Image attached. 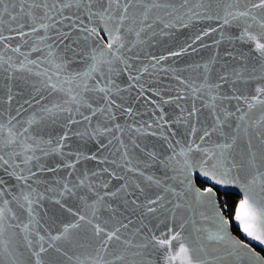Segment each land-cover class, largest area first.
I'll return each instance as SVG.
<instances>
[{
  "label": "snow or ice",
  "instance_id": "obj_1",
  "mask_svg": "<svg viewBox=\"0 0 264 264\" xmlns=\"http://www.w3.org/2000/svg\"><path fill=\"white\" fill-rule=\"evenodd\" d=\"M156 13L183 26L217 21L218 27L209 25L187 48L153 56L148 64L137 66L139 58L125 53L142 41L129 42L125 34L135 32L139 38L151 27L148 21ZM156 19L162 17L157 15ZM5 23L10 24V35L0 31V45L20 53V47L10 41L35 34L32 51L46 48L45 59L54 71L35 73L41 77L39 86L33 84L29 98L19 104L15 115L7 123L0 122V171L7 177L0 178V264H21L23 253L16 251L20 246L17 238H22L27 249L26 264H147L145 250L149 247L167 250L174 241H181L180 232L173 228L160 236L149 229L140 242L122 240V230L133 224L128 217H124L127 223L116 220L109 227L117 211L111 206L114 200H121L133 214L140 210L142 216L156 213L170 202L159 194L147 196L141 184L129 177V173L144 176L133 164L137 153L142 155L145 168L158 164L176 172L188 192L194 193L197 201L210 204L220 220L219 231L207 237L214 244L209 250H190L180 242L184 264H237L245 258L264 264V257L250 243L229 234L226 226L230 220L224 215L227 205L218 201L221 188H240L242 198L232 218L246 237L264 245V0H0V25ZM137 24L142 25L139 31ZM233 24L240 29L237 39L253 44L255 63H248L243 52L234 55L226 49L225 54L238 62L230 71L218 73L213 80L210 73L217 62L213 55L198 65L204 70L202 83H190L176 75L183 87L175 88L163 86L151 71L167 74L163 61L189 49L196 51L194 45L213 33H219L217 46L222 41L230 43L225 26ZM169 26H174L171 20L165 24ZM200 47L207 45L201 43ZM77 61L82 68H73ZM3 63L8 64L9 78H13L11 73L19 69L7 60ZM20 68L31 72L24 61ZM146 75L150 79H145ZM45 92L48 96L62 95L47 100ZM15 99L9 87L6 101L0 100V104L11 106ZM189 100L191 106L185 107ZM25 104L39 107L21 122L17 117L27 111ZM203 111H207L210 123L201 121ZM257 111L259 116L253 119ZM49 122L59 123L60 131H45ZM179 126H184L182 134ZM177 135L183 139L176 140ZM213 136L217 139L212 140ZM153 139L166 144L170 154L162 156L151 143ZM117 153L119 161L109 158ZM88 164L93 167H82ZM116 169H123V174ZM194 174L205 187L193 185ZM145 179L161 184L152 176ZM114 180L122 182L117 186ZM164 191L177 199L185 194L175 188ZM141 196L144 200L138 203ZM68 200L75 201L73 207L66 206ZM46 202L73 217V222L64 224L56 235L48 233L47 239L41 235ZM182 206L174 204L173 217ZM100 209L113 213L103 224L93 221ZM21 217H26V222ZM49 220L55 223L54 218ZM89 226L93 243L85 261L73 251L83 246L74 233ZM144 227L141 221L133 236ZM13 243L16 247H11ZM50 249L61 253L63 260L46 259ZM174 259L167 256L169 262Z\"/></svg>",
  "mask_w": 264,
  "mask_h": 264
},
{
  "label": "water",
  "instance_id": "obj_2",
  "mask_svg": "<svg viewBox=\"0 0 264 264\" xmlns=\"http://www.w3.org/2000/svg\"><path fill=\"white\" fill-rule=\"evenodd\" d=\"M241 7H243V4L241 5ZM157 15L161 16L162 19L157 20ZM4 19L5 21L8 20L7 17H5ZM170 20L171 24L174 26L165 27V24H168ZM148 23L151 24V27H146L145 30L141 32L139 38H137L135 32L125 34V39L129 42H135L137 39L142 41V43L137 44L135 48H132L131 52L125 53L126 55H132L139 58L137 61V66H140L141 64H148L153 56H167L170 51H180L182 48H187L188 45L192 43L195 35L200 33L202 29L207 30L209 25H211L212 27H218L217 21H197L187 24V26H183L172 17L164 16L163 13L154 14L150 18ZM249 23H251V21H249ZM9 26V23L0 25V31H3L4 35H10V33L7 31V28ZM11 26L14 27L15 25ZM140 27H142V25L137 24L136 30L139 31ZM25 31H27V29H25ZM256 31V28L253 27V34H256ZM225 32L226 35L231 37L230 43L228 41H222L220 45L217 46L215 41L219 40V33H213L212 35L205 37L202 42H197V44L194 45L196 51H192L191 49H189L187 53H184L179 57L172 56L169 57L167 61H163L162 67L164 69H169L167 74L155 70L151 71H154L155 74L159 76L160 82L163 86L175 88L183 87L182 85H179L175 80L176 75H179L181 78L190 83H202L204 70L202 67H198V65H203L207 62L209 57L213 55L217 56V62L214 64L213 69L210 73V76L213 80L218 73H223L226 70L230 71L231 67L233 65H236L238 62L236 60L230 59L225 54L226 49L228 51H232L234 55L243 52L248 58V63H255L256 53L254 51L253 44L237 39V37L240 35V29L235 24H233L231 26H225ZM42 34L43 33H40L39 35ZM36 40L37 35L34 34L25 37L24 40L17 38L10 41L12 45L20 47V53L12 52L10 49L5 48L3 45H0V100L6 101V94L9 87H11L12 91L16 94V99L11 106H9L6 102L0 104V111L3 112V117L0 118V122L7 123L10 116L15 115V109L19 107V104H23L24 100L29 98V93L33 90V84L39 86V80L41 79V77H37L35 73L43 72L45 70H48L50 72L54 71V69L47 63L45 59V57L47 56L46 48L43 49V51L39 52L32 51V47ZM261 42H264V40H262ZM201 43L207 45V47H200ZM129 46H131V44H129ZM25 57H27V60H25ZM5 60L9 61V63H11L16 69H19L11 73L13 77L11 79L9 78L10 70H7L8 64L3 63V61ZM33 60L37 61V63H27V61ZM21 61H24L27 64V68L30 69L31 72L26 69L20 68ZM82 67L83 64L79 61H77V63L73 65V68ZM145 79H150V77L146 75ZM44 95L47 100H53L57 99L58 96L62 94H53V96H48L47 92H45ZM196 103L197 107H200L199 101H196ZM184 106L190 107L191 100H189L188 103H186ZM24 107L27 109V111L23 112L21 116L17 117V119L21 122L28 119L29 116L32 115L34 110L39 106L34 105L33 108H28V105L25 104ZM168 110L171 111V108H169ZM252 116L253 119L258 118L259 112L257 111L253 113ZM200 119L202 122L208 123H210L211 120V118L208 117L207 111H203ZM121 122H123V118L121 119ZM13 123H15V121H13ZM60 127L61 125L59 123L52 124L51 122H49L46 124L44 130L58 133L60 131ZM179 127L182 134L184 126ZM226 131H231V129H226ZM44 138L47 139L48 137L45 136ZM175 139L182 140L183 137L182 135H177ZM216 139V136L212 137V140ZM125 141L127 142L126 137ZM151 143L156 146V150H158L162 156L170 154V150L167 148V145L162 144L160 140L153 139ZM149 150H151V148ZM177 151H179V148H177ZM105 155H108V153L105 152ZM136 157L137 158L133 159V164L139 166V168L144 172V176H138L129 173V177L135 180L136 183L141 184V187L145 189V193L147 194V196L155 198V195L159 194L162 195L166 201L170 202L165 203L164 207L158 209L156 213L142 216V212L140 210L136 211L135 214H133L131 209H125L121 200H114L111 202V206L112 208L117 209V211L115 213V219H113L109 223V227H111L112 224H115L116 220H124V217L132 219L133 224H130L129 228L126 231L122 230V240L124 238H128L132 239L134 242L142 241L144 239V236L148 233L149 229H151L157 236H160L162 233H167L168 228H173L174 231L180 232L181 241H174L171 248L165 250L149 247L147 250H145V260L147 261V264H184L183 254H181L179 251L180 242H183L184 245L190 250L196 249L197 251H200L201 249H204L205 251H207L211 247H214V244L210 243L207 240V237L209 235H215L219 231L221 225L220 220L216 217L211 205L207 202L202 203L200 201H197L195 198V194L188 192V190L186 189V184L180 183V179H182V177H178L177 173L174 172L171 168L165 170L158 164H152L150 167L145 168L142 163V155L137 153ZM109 158L117 159L119 161V154L117 153L115 157L110 156ZM82 167L91 168L93 167V165H82ZM116 170L123 174V169ZM147 176H152L154 180H160L161 184L157 185L147 181L145 179ZM0 178L7 179L6 175L2 171H0ZM200 180L202 181L203 178L201 177ZM121 182L122 181L114 180L113 184L118 186V184ZM192 182L194 186L201 189L203 188V186L198 183L195 174L192 177ZM165 188H175L176 192H182L185 194L182 196V198L177 199L172 192H165ZM113 190L115 189L113 188ZM220 192H233L238 194L242 198L241 189L238 187H230L227 190L221 188ZM143 200L144 196H141L138 203ZM218 201H220L219 196ZM177 202L182 203L183 206L175 210V217H173L172 210L174 204ZM74 203V200H68L66 206L73 207ZM219 206L220 204L218 203L217 207ZM73 210H75V208ZM87 211L88 214L91 215V209H88ZM42 215L44 218L41 220V225L43 226L41 229V235H44L46 239L48 233L56 235L58 233V230L61 229L64 224L73 222V217L70 213L60 209L59 206L47 202L43 206ZM112 215L113 213L110 210L100 209L97 212V217L93 218V221L94 223L103 224L105 221H108L109 217ZM224 215L225 218L230 220V223L226 226L228 228L229 234L233 235L236 239L244 240L246 243H250L251 247L259 252L262 257H264L263 253L258 250V248L264 250V245H259L258 242L251 241V239L246 237L242 232L241 235H238L233 230V222L239 228L238 222L234 219L232 220L227 216L226 213ZM49 217L54 218L55 223H52L49 220ZM21 219H25L26 222V217H21ZM141 221L146 227L142 228L138 235L133 236L132 233L134 229L140 228ZM124 222L127 223V220H124ZM74 236L76 240L79 241V244L83 246L74 248L73 251L77 255H80L81 260L86 261V257H88L89 253L92 251L89 245L93 243V240L91 238L92 234L90 231V226L88 228L77 230L74 233ZM17 239L20 246L16 247V244L13 243L11 247H16V251L18 254L23 253V255L20 257V261L21 264H26V258L28 255L27 249L23 246L22 238ZM206 245L207 248H205ZM69 254L72 253L70 252ZM45 255L46 259L53 262L63 260L61 253H57L54 249H50L49 252ZM167 256H174L175 259L169 262L167 260ZM5 264H8V262L5 261ZM72 264H76V262L73 261ZM237 264H256V261L245 258L243 260L237 261Z\"/></svg>",
  "mask_w": 264,
  "mask_h": 264
},
{
  "label": "trees",
  "instance_id": "obj_3",
  "mask_svg": "<svg viewBox=\"0 0 264 264\" xmlns=\"http://www.w3.org/2000/svg\"><path fill=\"white\" fill-rule=\"evenodd\" d=\"M198 183L201 185V186H204L203 183L199 182ZM219 198H220V202H223L224 204L227 205V209L225 211V213L227 214L228 217H230L232 220H233V215H234V211H235V208L239 202V200L241 199V197L236 194V193H233V192H219ZM233 230L238 234V235H241V231L239 230V228L236 226V224L233 222ZM258 250H260L263 255H264V250L263 249H260L258 248Z\"/></svg>",
  "mask_w": 264,
  "mask_h": 264
},
{
  "label": "flooded vegetation",
  "instance_id": "obj_4",
  "mask_svg": "<svg viewBox=\"0 0 264 264\" xmlns=\"http://www.w3.org/2000/svg\"><path fill=\"white\" fill-rule=\"evenodd\" d=\"M206 185H204L203 187H205Z\"/></svg>",
  "mask_w": 264,
  "mask_h": 264
}]
</instances>
